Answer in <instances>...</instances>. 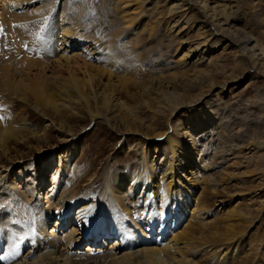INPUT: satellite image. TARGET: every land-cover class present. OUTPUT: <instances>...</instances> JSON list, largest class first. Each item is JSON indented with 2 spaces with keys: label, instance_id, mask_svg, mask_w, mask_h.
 <instances>
[{
  "label": "rangeland",
  "instance_id": "1",
  "mask_svg": "<svg viewBox=\"0 0 264 264\" xmlns=\"http://www.w3.org/2000/svg\"><path fill=\"white\" fill-rule=\"evenodd\" d=\"M127 2L129 23L124 25L120 12ZM168 3L16 0L13 8L1 11L0 196L10 188L24 190V205L32 208L5 207L6 216L22 226L25 247L17 248L22 259L52 264L44 259L51 252L68 264H136L125 254L137 248L115 249V236L103 247L95 245L101 237L94 241L92 236L72 250L39 244V233L52 232L51 237L65 243L69 231L53 232L57 217L39 218L34 204L40 199L44 206L46 195L60 186L79 194L89 188L99 204L107 203L115 178L127 186L125 167L153 157L171 136L184 146L188 138L182 129L199 120L211 123L210 132L197 134V174L185 193L179 185L181 196L191 197L196 210L170 232L172 218L158 226L163 211L150 200L144 204L134 198L123 206L139 231L153 223L154 232L144 229V235L164 238L162 244L171 250L156 247L153 256L160 264L180 259L189 264H264V68L225 47L202 13L172 14ZM235 3L245 27L264 47V0ZM64 28L100 54L76 49ZM209 48L211 53L200 55ZM59 57L70 58L69 66L83 62L104 71L98 75L91 69L96 97L85 101L69 90H82L90 71L80 66L67 74L54 66ZM10 81L44 84L47 90L42 101L30 91L11 95L5 88ZM63 82L65 97L57 87ZM167 84L171 89L166 94ZM2 129L15 132L13 138L4 139ZM96 247H102L99 253L93 251Z\"/></svg>",
  "mask_w": 264,
  "mask_h": 264
},
{
  "label": "bare ground",
  "instance_id": "2",
  "mask_svg": "<svg viewBox=\"0 0 264 264\" xmlns=\"http://www.w3.org/2000/svg\"><path fill=\"white\" fill-rule=\"evenodd\" d=\"M15 2L16 0H0V14L9 7L13 8ZM166 2H169L168 11L172 14L179 11H182L185 14L202 13L204 19H208L212 22L215 27V32L223 37V45L225 47L231 49L234 48L240 56L247 58L253 66L260 64L264 68V47L260 44L255 33L253 32L252 34L245 27V20L243 19V15L236 5L235 0H166ZM124 4L125 5L121 8L122 10L120 13L122 15V23L127 25L129 23L126 19V14L129 12L127 9L128 2L127 4ZM1 16L2 15H0V18ZM62 32L66 36V40L69 39L70 42L76 41L74 44L76 49L83 48L82 51L88 50V52L91 53H89L90 56L100 54L97 50L98 48L95 49L93 44L85 43L86 41L79 39L75 34L70 33L68 29L64 28V31ZM203 41L200 45L204 43ZM74 45L70 44L69 47H74ZM214 48L215 47H213L212 50ZM212 50L211 48L204 49L200 55L205 53L209 54ZM70 63L71 59L64 57L57 60L54 66L61 69L65 68L67 74H70L73 68L75 69V67L80 66H82L84 70L90 71V73L86 75L85 81L82 82V90L76 89L73 86L71 87L75 90H69L74 93L77 91V93H79L78 95H81L80 97L85 101H87V98L92 95L93 97H96L94 91H92L95 75L91 74V69L95 70L98 75L105 74L104 71L98 68H93L92 65L83 62L80 63L81 65L75 64L74 62L69 66ZM64 84L65 82L58 84V86L56 85L60 90L62 89L64 96H61L63 97L68 95V92L64 89ZM31 85L10 81L5 83V88L6 92L11 95H20L22 92L27 94V91H30L34 97L33 99L42 101L41 97L44 96V91L47 90L44 84L36 87H32ZM178 88V90L183 89V87L180 86ZM165 89H167L165 92L167 94L168 90L171 89V86L167 84ZM81 91H85V93ZM174 91L175 90H173V92ZM103 101H105V98ZM113 106L116 105L113 104ZM58 110V107L54 108V113L58 114ZM125 117L126 116L124 115L122 120ZM210 128L211 123H201L199 120L188 122L187 126L182 129L188 138L184 146L179 147L178 144H176L177 142L175 139L171 136L167 139L170 141V144H168L163 150H154L155 155L150 159L139 161L138 163L131 164L125 168L123 167L127 174V186L124 187L123 182H121L119 177L115 178L109 189H107L108 193L106 194H108L109 197L107 203L105 202L102 205L99 204L98 200L90 195L89 188L86 189L85 192L79 194L77 192L68 191L67 188H62L61 186L55 194L49 193L46 195L44 206L41 204V200L38 199V203L34 204V211L39 218L49 220L51 217H57L53 232L56 231L55 228L69 231L68 242L64 243L61 239L51 237L50 235L52 232H47L46 236L50 238L47 239L43 233H39V238L37 239L38 243H43L44 245L47 244L46 248L50 249L60 248L72 250L78 242L82 243L87 240V237L89 238L92 236L91 240L94 241L97 239L99 240L101 237V241L99 240L98 244L95 243V245L100 244V246L103 247L108 240L115 236L118 237L116 240H113L115 249L125 250L127 247L137 248L134 252L125 254V256L133 257L136 264H160L153 254L156 253V247H165L164 244H162L164 238L159 235H144V229L145 231L148 230L149 232H154V230H152V222H149V224L144 227L143 231H139V227L129 216V213L125 210L123 204H126L129 201L131 202L134 198L144 204L150 200V202L155 204V206L158 205L163 211L162 219L158 221V226L162 225L164 218H172L170 228V232H172L174 225L182 221L185 214L192 213L197 208V205L192 203L191 197L187 198L181 196L183 194L179 192V185H181L182 182L181 189L185 193L186 188L189 186L188 182L196 176L198 154L200 151V146L198 144L199 140L196 139V136L197 134L202 133L201 131L210 132ZM2 131V134L4 133L5 135L4 139L13 138V133H15L13 131H6V129H2ZM189 158H192V161L188 162ZM187 175H190L191 177L188 179ZM9 190L12 191L6 192L4 195L0 196V264H35L34 261L24 260L19 255V249L25 247L22 226L19 225V222L16 219L12 220L10 216H6L5 212V207H7L9 203L14 204L15 206H18V204L23 206L26 212L32 208L24 205L26 202V194H24V190H22V192L17 191L15 188H10ZM163 204L167 207H161ZM5 220H7V224L5 223ZM121 229L122 231L120 234L119 230ZM157 233L158 231L154 234ZM142 245L147 247L139 248ZM102 247L92 249L94 252L99 253L100 250H98V248ZM92 249L89 248L87 253H90L89 251ZM165 250L171 249L165 247ZM76 253L79 254L78 252ZM53 255V253L48 252L44 259L52 264H68L67 260H60ZM64 255L67 259L72 258L67 257L66 252ZM141 257L143 259H141ZM129 259L130 261L132 260L131 258ZM177 261L178 264H189L182 259Z\"/></svg>",
  "mask_w": 264,
  "mask_h": 264
}]
</instances>
